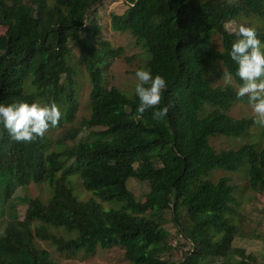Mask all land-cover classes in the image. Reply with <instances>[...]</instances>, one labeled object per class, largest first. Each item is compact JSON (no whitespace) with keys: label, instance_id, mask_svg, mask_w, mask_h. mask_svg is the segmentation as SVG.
Here are the masks:
<instances>
[{"label":"trees","instance_id":"trees-1","mask_svg":"<svg viewBox=\"0 0 264 264\" xmlns=\"http://www.w3.org/2000/svg\"><path fill=\"white\" fill-rule=\"evenodd\" d=\"M31 1L37 12L25 11L24 0H0V103L54 102L61 111L57 125L68 129L61 138L44 133L26 142L0 125V264H58L39 258L36 239H50L67 258L120 247L128 264H228L233 254L237 264H257L232 247L240 205L235 187L226 176L214 182L210 176L220 170L240 183L246 178L254 191L264 189V126L256 114H229L248 99L236 96L241 81L228 52L237 36L225 26L231 20L251 26L264 41V0H122L127 8L112 28L134 38L139 67L167 84L160 104L143 113L134 87L129 93L107 84L109 57L120 50L98 35L89 15L107 0ZM78 64L90 90L76 120ZM226 71L234 85L215 84ZM165 106L167 113L153 119ZM95 126L103 129L67 143L82 127ZM218 138L233 141L215 146ZM132 177L149 185L143 202L127 187ZM31 182L45 185L50 196L24 195L25 218L7 217L6 208L16 204L11 194ZM79 187L89 197L81 198ZM167 211L191 244L178 261L161 257ZM55 227L65 234H50Z\"/></svg>","mask_w":264,"mask_h":264},{"label":"rangeland","instance_id":"rangeland-1","mask_svg":"<svg viewBox=\"0 0 264 264\" xmlns=\"http://www.w3.org/2000/svg\"><path fill=\"white\" fill-rule=\"evenodd\" d=\"M23 9L27 12H37L36 5L31 0H24ZM127 5L122 0L112 1L107 0L101 3L99 6H95L89 11V15L100 27L99 36L102 39L108 40L109 44L113 48L120 50L117 57H109V66L106 68V77L108 86L115 85L126 92H131L136 81L135 69H137L142 60L138 57L141 52L140 47L135 43L134 38L129 34L118 31L111 26V21L115 16L122 15L126 10ZM226 28L229 31H235L239 26L235 21L231 20L226 23ZM3 31V26L0 25V32ZM213 45L216 48H221L220 40L218 37H214ZM75 56H78L79 51L74 48ZM78 76L83 75V78L79 80L81 86L79 87L78 103L79 110L76 112V120H79L80 116L85 113L87 106V96L90 90V85L86 82V70L82 64ZM223 76L214 77L215 84L225 85L222 79ZM234 85V80H232ZM238 89V86H236ZM229 114L233 117L252 116L255 113L252 110V106L248 102L238 103L232 107ZM75 126H77L75 124ZM68 129L66 127L54 126L53 129H47L45 133L50 134V138H61L64 132ZM103 129V127H82L81 132L75 139L67 138V143L71 144L78 141L81 138L89 137L88 133L92 130L94 132ZM252 135L256 138L258 130L255 127L252 129ZM233 139L230 138H218L212 143L215 146H227ZM238 144L242 142V139L235 140ZM243 143V142H242ZM10 161V159H9ZM137 164H134L136 167ZM226 176L227 183H230L233 188V194L235 199L240 203L239 210L237 211L236 226L233 231L234 239L232 241V247H240L245 250V253L251 254L257 261V264H264V189L254 191L247 185L246 178L243 177L241 183L239 180L234 179V175L228 172L216 171L210 176V179L214 182L220 177ZM128 189L138 198V201L143 202L146 199V195L149 192V185L147 181H141L137 178H130L127 181ZM80 197L85 199L88 194L83 192L79 187ZM38 197L44 200L47 196H50V190L48 192L45 185L29 183L25 187H18L11 194V197L15 199V206L6 208V216H15L17 214L18 219L25 218L26 204L21 201L23 196ZM89 197V196H88ZM104 208H109L104 206ZM6 216H2L1 219L5 220ZM163 229L167 232V238L165 244L167 248L161 252V257L169 259L171 261H178L183 258L185 251L191 249V244L183 238L178 232L179 227L172 221L171 211L165 213V221L163 223ZM50 234L62 235L64 231L51 229ZM67 235L63 236L66 237ZM35 244L39 249V258L43 261L54 260L58 264H128L125 260L123 249L120 247H114L111 249L96 247L95 251L90 255H85L83 252H78L71 258H66L62 252L59 251L58 245L49 240L36 239ZM238 257L233 254L229 258L228 264H237ZM219 262V261H218ZM220 263V262H219Z\"/></svg>","mask_w":264,"mask_h":264},{"label":"clouds","instance_id":"clouds-1","mask_svg":"<svg viewBox=\"0 0 264 264\" xmlns=\"http://www.w3.org/2000/svg\"><path fill=\"white\" fill-rule=\"evenodd\" d=\"M235 31L237 38L232 42L228 55L237 66L235 75L241 81L236 96H247L257 123L264 126V41L251 26L240 24ZM135 77L134 91L139 99L137 111L143 113L145 109L160 104L162 90L166 89L167 84L162 75L153 74L145 66L137 68ZM222 79L225 85H232L231 72H224ZM166 113L165 106L155 109L152 116L159 119ZM60 118L61 111L54 102L41 104L21 100L0 103V125L16 141L27 142L43 136L50 126L57 125Z\"/></svg>","mask_w":264,"mask_h":264}]
</instances>
